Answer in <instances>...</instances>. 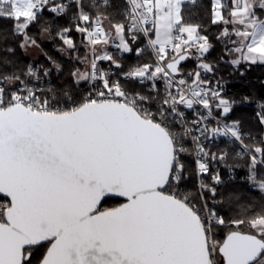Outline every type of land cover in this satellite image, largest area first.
<instances>
[{"label": "snow or ice", "instance_id": "1", "mask_svg": "<svg viewBox=\"0 0 264 264\" xmlns=\"http://www.w3.org/2000/svg\"><path fill=\"white\" fill-rule=\"evenodd\" d=\"M188 6L0 0V264H264V0Z\"/></svg>", "mask_w": 264, "mask_h": 264}, {"label": "trees", "instance_id": "2", "mask_svg": "<svg viewBox=\"0 0 264 264\" xmlns=\"http://www.w3.org/2000/svg\"><path fill=\"white\" fill-rule=\"evenodd\" d=\"M207 5L208 0H199V6L192 11L191 7L188 6L185 8V18L189 20L199 21L204 24H208V21L206 19L207 17ZM11 24L9 21L3 20L0 21V30L10 29ZM210 31L209 35L213 37V40H215L214 33L215 29L211 28L209 25ZM220 52V46L217 45L216 49L211 53V57H215ZM132 58H129V61H131ZM193 62L189 61L188 63H185L183 65L184 68L189 69L193 67ZM220 71L227 75L229 69L225 67H221ZM259 79H264V68L261 67H253L251 71H249L246 75V77L243 78V80L232 77L230 78V83L228 85V93L234 94V95H240L241 93H259L261 90L259 89L258 84L255 83V81ZM253 112V108L251 106L237 109L235 115L236 116H242L245 119L247 117L251 116ZM243 176V172L237 173V179L239 180ZM241 188L244 187V185H240ZM114 204V201L110 200L108 205L106 206H112Z\"/></svg>", "mask_w": 264, "mask_h": 264}, {"label": "built area", "instance_id": "3", "mask_svg": "<svg viewBox=\"0 0 264 264\" xmlns=\"http://www.w3.org/2000/svg\"><path fill=\"white\" fill-rule=\"evenodd\" d=\"M188 62H189V61H188ZM188 62H186V63H188ZM191 68H192V67H191ZM191 68H189V69H191ZM189 69H186V68H185V70H189Z\"/></svg>", "mask_w": 264, "mask_h": 264}]
</instances>
